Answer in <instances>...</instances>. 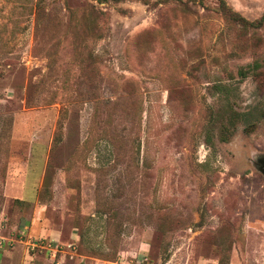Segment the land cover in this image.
I'll return each mask as SVG.
<instances>
[{"label": "rangeland", "instance_id": "rangeland-1", "mask_svg": "<svg viewBox=\"0 0 264 264\" xmlns=\"http://www.w3.org/2000/svg\"><path fill=\"white\" fill-rule=\"evenodd\" d=\"M256 62L264 27L228 24L219 0H0V236L119 264H264Z\"/></svg>", "mask_w": 264, "mask_h": 264}, {"label": "built area", "instance_id": "built-area-1", "mask_svg": "<svg viewBox=\"0 0 264 264\" xmlns=\"http://www.w3.org/2000/svg\"><path fill=\"white\" fill-rule=\"evenodd\" d=\"M27 236H28V228L23 229L18 239H15V240L6 239L0 236V248H3L7 245H13L16 243L17 244L23 243L27 246L30 252L46 253L50 258H53L54 260L60 254H67L71 259L74 256H78V246L76 242L62 245L52 239L47 240L43 238L36 239V238H29V237H28L29 239H26ZM122 259L120 260L122 261ZM148 260L149 259L146 256H141L137 259V262L135 264H144ZM117 264L119 263L117 262Z\"/></svg>", "mask_w": 264, "mask_h": 264}, {"label": "crops", "instance_id": "crops-1", "mask_svg": "<svg viewBox=\"0 0 264 264\" xmlns=\"http://www.w3.org/2000/svg\"><path fill=\"white\" fill-rule=\"evenodd\" d=\"M21 234V230L19 232L18 237ZM34 238L28 230V236L26 239ZM54 241H58L56 238H52ZM21 244V243H20ZM25 247L24 254L26 255L27 260L24 262V264H67L69 263V260H76L79 259L80 264H117V262L112 261H105L100 260L94 257H89L85 255H78L74 256L72 259L67 254H60L55 260L53 258H50L46 253H37V252H30L25 244H21Z\"/></svg>", "mask_w": 264, "mask_h": 264}, {"label": "trees", "instance_id": "trees-1", "mask_svg": "<svg viewBox=\"0 0 264 264\" xmlns=\"http://www.w3.org/2000/svg\"><path fill=\"white\" fill-rule=\"evenodd\" d=\"M219 10L226 22L230 25L238 24L243 28H253L254 30L264 27V15L259 20L250 22L245 19L240 13L236 12L232 7H230L226 3V0H219ZM263 66L264 63L261 64L259 62H256L253 66V70L257 71V69Z\"/></svg>", "mask_w": 264, "mask_h": 264}]
</instances>
